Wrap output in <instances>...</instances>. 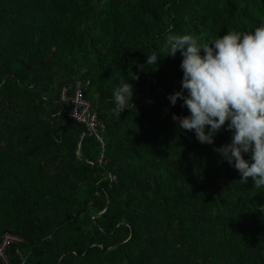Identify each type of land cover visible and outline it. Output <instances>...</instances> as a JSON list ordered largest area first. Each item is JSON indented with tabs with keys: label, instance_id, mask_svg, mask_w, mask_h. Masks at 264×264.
Returning a JSON list of instances; mask_svg holds the SVG:
<instances>
[{
	"label": "trees",
	"instance_id": "1",
	"mask_svg": "<svg viewBox=\"0 0 264 264\" xmlns=\"http://www.w3.org/2000/svg\"><path fill=\"white\" fill-rule=\"evenodd\" d=\"M261 24L264 0H0V242L24 240L10 264H264V189L172 119L189 114L168 99L183 57L162 50L169 29L210 43ZM77 80L104 144L61 99ZM121 81L135 107L117 117Z\"/></svg>",
	"mask_w": 264,
	"mask_h": 264
},
{
	"label": "clouds",
	"instance_id": "2",
	"mask_svg": "<svg viewBox=\"0 0 264 264\" xmlns=\"http://www.w3.org/2000/svg\"><path fill=\"white\" fill-rule=\"evenodd\" d=\"M169 33L162 50L172 57L180 52L183 79L181 90L168 99L172 106L182 100L189 113H173L172 119L182 131L194 132L201 144L213 145L221 160L240 173L242 184L251 179L255 189H264V24L251 32L228 31L210 43L192 34ZM159 59L152 53L146 63L155 66ZM133 96L130 81H121L112 94L111 112L120 117L134 108ZM225 128L232 133L230 142L215 146V136ZM7 233L21 239L9 247L24 242Z\"/></svg>",
	"mask_w": 264,
	"mask_h": 264
},
{
	"label": "built area",
	"instance_id": "3",
	"mask_svg": "<svg viewBox=\"0 0 264 264\" xmlns=\"http://www.w3.org/2000/svg\"><path fill=\"white\" fill-rule=\"evenodd\" d=\"M90 84H92L90 81L85 83L82 80H77L72 87V96L67 98V93L63 90L61 92V99L71 102V117L86 125L87 131L85 135H95L98 141L104 144V137L101 131L105 129V125L100 122L98 111L95 109L94 105L85 98V89ZM20 241V238L8 233L3 236L2 243H0V262L2 264H10L7 248L11 243Z\"/></svg>",
	"mask_w": 264,
	"mask_h": 264
}]
</instances>
